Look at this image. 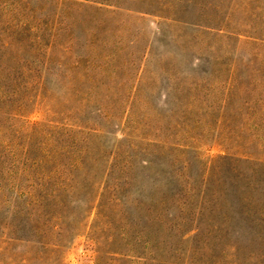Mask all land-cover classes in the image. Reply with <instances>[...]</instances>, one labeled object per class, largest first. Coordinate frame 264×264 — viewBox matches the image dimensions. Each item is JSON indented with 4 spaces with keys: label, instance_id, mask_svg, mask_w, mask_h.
Wrapping results in <instances>:
<instances>
[{
    "label": "rangeland",
    "instance_id": "1",
    "mask_svg": "<svg viewBox=\"0 0 264 264\" xmlns=\"http://www.w3.org/2000/svg\"><path fill=\"white\" fill-rule=\"evenodd\" d=\"M0 86V152L75 119L130 157L30 264H264V159L238 146L264 134V0H0ZM9 201L0 234L28 235Z\"/></svg>",
    "mask_w": 264,
    "mask_h": 264
},
{
    "label": "trees",
    "instance_id": "2",
    "mask_svg": "<svg viewBox=\"0 0 264 264\" xmlns=\"http://www.w3.org/2000/svg\"><path fill=\"white\" fill-rule=\"evenodd\" d=\"M1 92L5 99H10V91L0 86ZM131 109L133 106L130 105V113L133 115ZM127 110L123 119L126 118ZM16 115L17 111L13 113V117ZM127 119L129 115L126 121ZM70 122L59 121L55 125L49 123L38 130L33 129V132L31 130V136L36 138L16 149L17 152L14 151L15 143H9L7 149L2 147L0 158L4 159L6 167H3L5 171L1 174L0 192L3 193L5 202L10 200L8 204L12 216L24 215V227L28 228L29 234H0V264H30L33 259L40 260L47 253L57 251L61 245L50 243L48 235L63 227L70 214L67 211L69 198L80 187L89 192L94 191L98 178L105 173L106 168L115 165L120 171H126L130 167L128 151L116 149L113 153L106 154L104 151L102 154L101 149H91V137L97 135L99 129L75 119ZM24 129L29 131L27 127ZM263 136L264 134L252 133L250 139L245 138L247 144L254 145V140L258 141ZM247 144L243 142L238 145L243 147L242 153H239L241 157L264 159V151L257 153ZM101 160L103 164L97 169V162ZM141 160L148 162L146 157ZM6 192H13L15 195L8 198ZM91 201L92 198L87 196L84 201L79 202L89 205ZM81 224L82 219L75 222L73 232Z\"/></svg>",
    "mask_w": 264,
    "mask_h": 264
}]
</instances>
